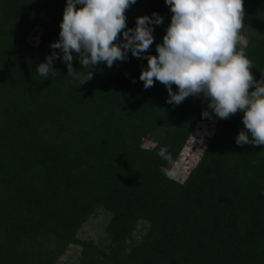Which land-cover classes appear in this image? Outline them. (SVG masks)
I'll list each match as a JSON object with an SVG mask.
<instances>
[{
  "label": "trees",
  "instance_id": "trees-1",
  "mask_svg": "<svg viewBox=\"0 0 264 264\" xmlns=\"http://www.w3.org/2000/svg\"><path fill=\"white\" fill-rule=\"evenodd\" d=\"M65 6L0 0V264H57L71 245H81L83 264H264V146L236 144L240 111L220 119L185 182L146 180L160 147L210 120L202 117L207 104L203 96L186 98L177 105L185 130L160 138L153 124L161 123L163 106L174 105L159 81L144 89L146 59L129 51L126 61L99 65L82 85L67 76L62 59L53 63L54 77L40 76ZM244 7L243 27L264 15V0H244ZM153 12L164 17L154 26L149 54L156 55L171 23L165 0H137L126 25L134 28L138 16ZM39 25L44 32L35 48L27 39ZM236 48L264 72V40ZM73 67L87 72L75 54ZM144 139L156 146L145 148ZM256 170L262 174L255 177ZM100 210L111 217L108 251L78 236ZM140 222L149 230L130 243Z\"/></svg>",
  "mask_w": 264,
  "mask_h": 264
},
{
  "label": "clouds",
  "instance_id": "clouds-1",
  "mask_svg": "<svg viewBox=\"0 0 264 264\" xmlns=\"http://www.w3.org/2000/svg\"><path fill=\"white\" fill-rule=\"evenodd\" d=\"M136 3L66 0L59 40L50 45L53 52L38 65V74L54 77L53 63L62 59L67 76L82 85L93 79L99 65L111 68L126 61L130 51L133 57L147 60L139 76L145 90L159 81L168 91L166 103L174 106L190 96H203L210 111H203L202 117L208 119H230L241 111L244 128L236 144L264 146V72L257 80L250 71L254 62L244 49L236 48L246 14L244 0H165L171 23L162 43L156 44V55L149 54L154 26L163 25L164 17L157 12L138 16L136 26L128 28L126 10ZM74 54L87 72L74 69ZM157 155L167 165L161 166V173L175 179L178 165L168 147H160Z\"/></svg>",
  "mask_w": 264,
  "mask_h": 264
},
{
  "label": "rangeland",
  "instance_id": "rangeland-1",
  "mask_svg": "<svg viewBox=\"0 0 264 264\" xmlns=\"http://www.w3.org/2000/svg\"><path fill=\"white\" fill-rule=\"evenodd\" d=\"M255 19H251L245 27L240 30L239 41L237 46L246 47L249 43L258 44V41L264 40V15L256 16ZM44 28L39 25L36 29L30 33L27 42L32 47L37 48L42 40ZM250 71L254 74V77L259 80L261 78V71L259 69L252 68ZM77 88H80L77 85ZM82 90V89H81ZM254 88H250L249 91H253ZM181 109L178 106H163L160 110L161 123L157 119L153 124L154 132L159 135L160 138H164L168 131L175 132V135L183 132L185 129L181 126ZM158 117V118H159ZM233 117V116H232ZM220 119L215 117L206 121H199L195 124L194 130L191 135L186 136L174 144L169 145L168 149L173 155L178 165V176L175 179L166 178L160 171L162 165L167 166L165 161L158 158L151 162L144 172V177L150 182H169L172 184L185 182L190 172L198 165L201 160L208 143L212 139L217 130V125ZM238 122L240 126L243 125V113L240 111L238 116ZM207 122V123H206ZM156 141L153 139H144L143 146L147 149L154 148ZM246 147L250 150H254L256 146L246 144ZM205 149V150H204ZM204 150V152H203ZM235 155V154H233ZM264 170V169H263ZM262 174L259 170H256L253 175L256 177ZM241 181V180H240ZM241 185H244L242 182ZM110 215L100 210L93 215L90 220L80 229L79 238L89 242L97 244L100 249L108 251L111 245V239L106 232L107 224L110 220ZM149 230V224L146 222H140L134 233L133 243L136 240H140L143 235ZM82 247L81 245H71L68 250L60 257L57 264H83Z\"/></svg>",
  "mask_w": 264,
  "mask_h": 264
}]
</instances>
